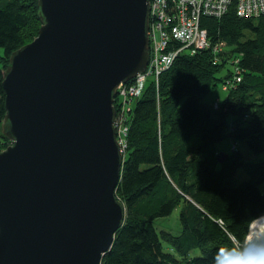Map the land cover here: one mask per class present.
I'll return each mask as SVG.
<instances>
[{
	"label": "water",
	"instance_id": "obj_1",
	"mask_svg": "<svg viewBox=\"0 0 264 264\" xmlns=\"http://www.w3.org/2000/svg\"><path fill=\"white\" fill-rule=\"evenodd\" d=\"M37 4L2 80L0 264H101L125 215L113 100L147 64L149 0Z\"/></svg>",
	"mask_w": 264,
	"mask_h": 264
},
{
	"label": "trees",
	"instance_id": "obj_2",
	"mask_svg": "<svg viewBox=\"0 0 264 264\" xmlns=\"http://www.w3.org/2000/svg\"><path fill=\"white\" fill-rule=\"evenodd\" d=\"M38 12L37 0H0V129L3 73L11 53L37 35ZM199 25L209 47L178 55L131 105L115 191L125 215L101 264H212L217 249L244 243L264 215V160L248 156L264 152V14L239 17L232 3ZM218 87L225 97L203 103ZM226 137L232 149L218 152ZM9 143L0 130V151ZM177 206L180 233L156 230L154 220ZM194 249L201 254L191 257Z\"/></svg>",
	"mask_w": 264,
	"mask_h": 264
},
{
	"label": "built area",
	"instance_id": "obj_3",
	"mask_svg": "<svg viewBox=\"0 0 264 264\" xmlns=\"http://www.w3.org/2000/svg\"><path fill=\"white\" fill-rule=\"evenodd\" d=\"M232 3L239 17L257 18L264 14V0H149L147 64L134 78L120 83L113 100L114 134L123 159L127 150V116L131 105L145 91L147 81L153 79L157 83L178 55L208 48L207 32L200 28V19L220 18ZM220 49L221 44L213 47L215 54Z\"/></svg>",
	"mask_w": 264,
	"mask_h": 264
},
{
	"label": "clouds",
	"instance_id": "obj_4",
	"mask_svg": "<svg viewBox=\"0 0 264 264\" xmlns=\"http://www.w3.org/2000/svg\"><path fill=\"white\" fill-rule=\"evenodd\" d=\"M212 264H264V233L253 232L242 244L217 249Z\"/></svg>",
	"mask_w": 264,
	"mask_h": 264
},
{
	"label": "rangeland",
	"instance_id": "obj_5",
	"mask_svg": "<svg viewBox=\"0 0 264 264\" xmlns=\"http://www.w3.org/2000/svg\"><path fill=\"white\" fill-rule=\"evenodd\" d=\"M2 53H3V50H2V48H0V55H2ZM230 67L232 69V66H228V68H230ZM225 95H226V93L221 91L220 87H218L214 91H212V92L208 93L206 96H204L202 98V102L209 104L215 99V97L222 99L225 97ZM232 143H233V140H231V138H229V137H226V138L222 139L221 141L217 142L215 144V148L218 152L227 153L229 150L232 149ZM1 145L2 144H0V148L2 147ZM248 156H249L250 160L253 162H259L260 160H264V152H262L260 154H256V155L249 154ZM179 210H180V207L177 206L171 212L170 215H168L166 217L155 219L154 220V226H155L156 230L163 229V230H168L169 232H171L172 234H175V235L179 234L180 230H181V224L179 221ZM200 254L201 253H200L199 249H194L190 252L191 257L199 256Z\"/></svg>",
	"mask_w": 264,
	"mask_h": 264
},
{
	"label": "bare ground",
	"instance_id": "obj_6",
	"mask_svg": "<svg viewBox=\"0 0 264 264\" xmlns=\"http://www.w3.org/2000/svg\"><path fill=\"white\" fill-rule=\"evenodd\" d=\"M235 13H236V11H235ZM253 232L264 233V215L259 217V218H257L256 220H254L250 224L247 238Z\"/></svg>",
	"mask_w": 264,
	"mask_h": 264
}]
</instances>
